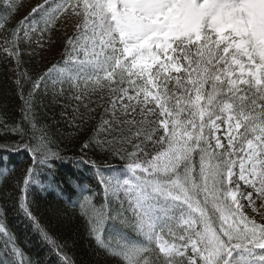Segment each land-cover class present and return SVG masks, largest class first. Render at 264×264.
<instances>
[{"label": "snow or ice", "instance_id": "obj_1", "mask_svg": "<svg viewBox=\"0 0 264 264\" xmlns=\"http://www.w3.org/2000/svg\"><path fill=\"white\" fill-rule=\"evenodd\" d=\"M24 8L0 0L21 101L0 114V175L24 162L0 204V264H41L10 212L73 264L33 210L37 186L78 197L65 202L111 264H264V0H42L17 20ZM48 96L83 133L71 155L39 121Z\"/></svg>", "mask_w": 264, "mask_h": 264}, {"label": "trees", "instance_id": "obj_2", "mask_svg": "<svg viewBox=\"0 0 264 264\" xmlns=\"http://www.w3.org/2000/svg\"><path fill=\"white\" fill-rule=\"evenodd\" d=\"M20 14L17 16L19 20ZM27 59V57H26ZM51 60H43L39 56L36 61H29L30 67L40 68ZM11 66L0 60V114L6 113L9 116L19 117V90L17 89L14 78L10 75ZM42 106L38 107V118L41 124L48 125L56 135L58 142L62 148H66L67 154H72L73 145L77 142V133L65 122L62 117V104L54 101L51 96L38 101ZM70 111V109H69ZM112 165L118 167V160L111 161ZM14 171L10 175H0V204H6L11 207L12 200L6 197L13 195L12 185L15 184L16 177L21 173L24 167L23 158L20 156H12L8 168ZM75 169L72 165L61 166L60 174L62 176H70ZM2 172V167H0ZM92 180V186L96 187L94 177L85 173ZM46 182V176H41ZM100 199H103L102 189ZM71 195L72 201H76L78 197L66 189L64 196L58 197L55 192L45 193L37 186L34 190L29 191V201L32 204L34 212L42 218V221L49 227L50 231L60 240L67 243L65 251L72 259L73 264H111V258L102 256L95 247L94 242L90 241L81 227V222L76 211L71 207L68 196ZM9 227L18 237L19 245L31 257L33 261H40L41 264H56V256L50 255L48 248L43 244L38 236L31 230L28 222L23 216H17L9 213Z\"/></svg>", "mask_w": 264, "mask_h": 264}, {"label": "rangeland", "instance_id": "obj_3", "mask_svg": "<svg viewBox=\"0 0 264 264\" xmlns=\"http://www.w3.org/2000/svg\"><path fill=\"white\" fill-rule=\"evenodd\" d=\"M41 2H42V0H23V3H24L25 8H24V10H22L20 12V17H21L20 19L23 18V16L26 14V12L28 10H30V8L32 6H35L37 3H41ZM60 35H62V32H61ZM60 35L55 36L54 39L59 40L60 39ZM51 59H52V56L51 55H48L47 53H45V57H44L43 60H48L49 61Z\"/></svg>", "mask_w": 264, "mask_h": 264}]
</instances>
